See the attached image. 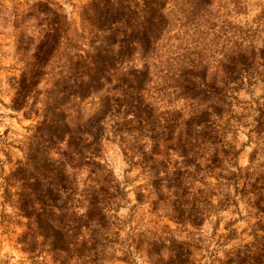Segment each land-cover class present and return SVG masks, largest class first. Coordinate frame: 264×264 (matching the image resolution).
Returning <instances> with one entry per match:
<instances>
[{
    "label": "rangeland",
    "instance_id": "1",
    "mask_svg": "<svg viewBox=\"0 0 264 264\" xmlns=\"http://www.w3.org/2000/svg\"><path fill=\"white\" fill-rule=\"evenodd\" d=\"M38 1L46 0H0V264H236L249 250L253 251L252 244L264 243V73L263 67L255 64V85L231 92L233 98H227L229 90H215L208 97L195 99L183 95L182 90H143L155 121L154 130H149L143 141L149 153L155 142L151 136H158L153 158L158 161L161 185L156 194L150 164L145 168L130 164L117 142L104 143L103 159L124 192L108 211L105 226L98 227L104 246L95 262L63 253L56 256L41 238L33 252L24 249L26 245L17 239L27 230L28 220L19 215L14 187L6 200L3 185L24 160L30 127L40 119V115L25 116L10 107L33 45L41 37V26H37L40 21L34 17L21 19ZM48 1L50 7L65 15L68 33L72 34L79 26V10L85 0ZM166 1L170 24L159 42L157 59L164 60L172 56L171 52L176 55L185 54L187 49H202L208 77L220 80L224 75L217 60L223 56L222 47L247 33L245 38H252L257 45L264 39V0H238L237 4L213 0L209 16L215 20L213 29L186 23L191 5L184 0ZM21 34L33 39L27 51L18 41ZM187 59H182L183 65ZM182 61H173L174 68ZM50 68L45 66L46 73L30 91L28 104L34 103L35 109L42 106L51 87ZM103 94H111L109 85L84 100L71 97L61 106L71 128L98 111ZM214 108L220 110L219 115L213 113ZM203 110L211 112L213 123H195L193 118ZM204 129L207 136L196 133ZM64 148L65 144L60 143L51 154L59 157L58 152ZM214 158L217 161L213 163ZM67 169L71 170L69 165ZM87 169H73L72 183L77 192L84 188ZM249 177L251 181L256 179V189L247 184ZM53 186L56 182L48 187ZM138 191L145 195L141 202L136 197ZM77 199L75 196L73 200L75 214L64 220L65 227L71 229V247L78 246L87 233L72 221L84 211L79 206L85 201Z\"/></svg>",
    "mask_w": 264,
    "mask_h": 264
},
{
    "label": "trees",
    "instance_id": "2",
    "mask_svg": "<svg viewBox=\"0 0 264 264\" xmlns=\"http://www.w3.org/2000/svg\"><path fill=\"white\" fill-rule=\"evenodd\" d=\"M50 3L48 0L34 3L21 18L34 17L40 21L37 26H41V37L33 45L10 107L25 116L40 115V119L30 127L32 133L27 138L24 160L5 178L3 194L8 200L14 187L19 215L28 220L27 230L17 239L26 245V251L33 252L41 238L42 244L56 256L74 255L78 260L92 263L102 255L104 246L98 227L105 226L108 211L124 192L103 159L104 143L117 142L130 164L142 168L150 164L151 185L156 194L161 185L158 161L153 158L158 136H151L155 142L149 153L143 141L155 126L154 110L144 98L143 90H182L183 95L189 94L194 99L208 97L215 90H229L227 98H233L231 92L255 85L258 69L255 64H260L264 73V39L257 45L252 38H245L247 33L230 40L229 46L221 48L223 56L217 60L224 77L210 79L202 49H187L185 54L176 55L171 52L172 56L164 60L156 58L159 42L170 24L166 0H85L79 10V26L72 34L68 33L70 26L65 15L50 7ZM184 3L191 5L186 12V23L208 29L215 27V20L209 18L213 0H184ZM19 36L18 41L24 43L27 51L33 43L32 37ZM185 57L188 59L183 65ZM179 59L182 64L174 68L172 62ZM48 65H51V87L42 106L35 109L34 103L28 104L30 91L46 73L44 68ZM261 81L264 85V76ZM108 85L111 94L101 96L98 111L71 128L61 106L71 97L84 100ZM226 104L230 106V101ZM213 113L219 115L220 110L214 108ZM197 116L193 118L197 125L213 123L211 112L203 110ZM196 133L208 135L205 129ZM60 143L65 148L58 152L61 156L54 157L51 153ZM82 166L88 168V173L84 188L77 192L72 183L73 169ZM250 179L246 178L247 184L256 189V179ZM51 182H56V186L48 187ZM75 196L85 204L79 206L84 211L72 221L76 228H85L87 233L78 246L71 247L73 239L68 236L71 229L65 227L64 220L75 214ZM144 196L140 191L136 193L140 202ZM251 246L253 251L249 250L236 264H264V243Z\"/></svg>",
    "mask_w": 264,
    "mask_h": 264
}]
</instances>
